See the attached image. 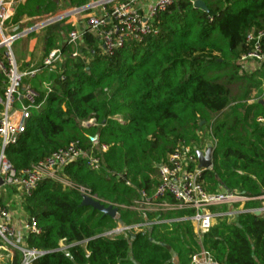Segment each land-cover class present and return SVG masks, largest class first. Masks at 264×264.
<instances>
[{
  "label": "trees",
  "instance_id": "16d2710c",
  "mask_svg": "<svg viewBox=\"0 0 264 264\" xmlns=\"http://www.w3.org/2000/svg\"><path fill=\"white\" fill-rule=\"evenodd\" d=\"M200 1L204 9L174 0L154 16L156 35L109 55L84 34L94 60L74 63L61 76L44 72L25 81L38 93L39 108L30 110L24 133L4 151L14 170L30 169L73 142L86 153L96 149L99 158L97 170L83 159L68 164L61 178L69 186L44 180L22 199L24 215L40 231L26 245L49 253L33 264H191L201 250L216 264H264L263 218L218 217L198 243L186 220L190 212L141 211L142 194L150 198L158 186L157 166L180 145L201 150L208 139L214 152L211 169L201 173L205 192L264 194V104L258 101L264 62L253 72L240 62L250 50L247 36L264 31V0ZM65 2L78 9L88 0ZM57 11L55 0H27L7 25ZM3 79L0 74L1 93ZM80 190L116 208L117 218L80 207ZM144 223L143 232L105 236Z\"/></svg>",
  "mask_w": 264,
  "mask_h": 264
},
{
  "label": "built area",
  "instance_id": "2783aa9c",
  "mask_svg": "<svg viewBox=\"0 0 264 264\" xmlns=\"http://www.w3.org/2000/svg\"><path fill=\"white\" fill-rule=\"evenodd\" d=\"M184 1L194 5L197 0ZM21 2L22 0H0V74L4 78L2 83L4 107L0 112V251L9 252L11 258L15 253L18 257L17 264H33L41 257V252L29 249L26 239L29 234L39 235L40 231L33 219L28 221L25 218L22 226L17 227L12 212L1 202L2 195L6 194L7 190L14 189L23 198L29 197L44 180L59 181L69 186L61 178V173L68 164L83 159L90 169L97 170L99 169V158L91 152L82 151L78 142L71 143L66 149L54 152L44 161L21 172L14 170L5 158L4 146L16 143L25 131V123L29 119L30 110L39 108L36 104L38 93L30 81H25L35 79L44 72L61 76L58 70V62L62 58L60 48L50 51L40 66H32L23 71L17 68L11 52V44L20 35H27L31 31L9 36L6 35L5 26ZM173 2L174 0H156L144 14L139 8V0H100L89 8L90 10L99 9V15L88 18L85 29L81 32L74 29L68 32L66 43L71 47L68 58L76 60L81 50L87 49L82 39L84 34L91 35L102 54L108 55L117 49L138 43L149 35H156L157 29L152 24L154 16L167 10ZM263 41L264 31L250 33L247 36L250 50L240 58L243 67L249 64L260 66L264 62ZM101 150L105 151V148L102 147ZM80 192L82 195H89L83 190ZM165 196L172 197L174 204L157 203ZM142 198L144 206L158 204L167 207L168 210L190 212L186 220L189 221L200 243L218 217H232L248 213L264 219V194L259 197H249L230 192L214 194L205 192L201 172L196 170V157L191 146L180 145L175 149L169 156L167 164L159 168L158 186L152 196L148 198L142 194ZM254 202L258 203L257 208L243 209L245 204ZM228 206H238V208L226 214L213 211ZM148 225L144 223L142 226L126 230H121L120 227L115 234L130 230L143 232ZM191 264L216 263L207 251L201 250L192 256Z\"/></svg>",
  "mask_w": 264,
  "mask_h": 264
},
{
  "label": "rangeland",
  "instance_id": "374dc122",
  "mask_svg": "<svg viewBox=\"0 0 264 264\" xmlns=\"http://www.w3.org/2000/svg\"><path fill=\"white\" fill-rule=\"evenodd\" d=\"M55 2L58 5V11L54 16L60 17L64 14H66L67 12L74 10L73 8H70L66 4L65 0H55ZM89 3H90V0H88L87 4H89ZM92 16H94V13H92V11H89V10L86 12L83 11V12L75 13L73 15L66 17V18L56 20L55 22H52V23L45 25L39 29H36L27 35H24V36L20 35L19 38L16 39L11 44V52H12L13 58L16 62L17 68H19L18 64H19L20 60H26V59H31V58H32V60L43 59L48 54V48H50V49L55 48L56 49V48L61 47L62 43L66 41V37H67V34L69 32L68 27H71V25H72L73 21H71V20L80 17L83 20H85L84 23H86V20ZM53 17H51V18H53ZM51 18L40 17V18H33L30 21L24 20L22 22L23 23L22 28H25V30L24 31L19 30L20 33H18V35L25 32L26 30L33 28L34 26H37V25L45 22L46 20L51 19ZM10 27H11V25H10ZM10 27H9V25L6 24V26H5L6 32L10 30ZM15 33H17V32H14L13 34H15ZM48 44H50V47H48ZM258 67L259 66L249 64L246 67H244V71L245 72H253ZM253 97H255V94H253ZM258 101L264 102V93L262 96H260L258 98ZM3 107H4V97H3V92L1 93V87H0V112H2ZM89 123L92 124V121L87 122L86 125H88ZM207 143H210L213 146V143L211 142V140L208 139L205 141L204 146H203V148H201V150H203L205 148V145ZM97 152L98 151L96 149H93L91 151V153L93 155H97ZM14 196L15 197L17 196L19 201H23L22 200L23 197L21 195H19L14 189H9V190H7V193L4 194V196L2 195L1 202L4 205L9 204V199L14 197ZM19 205L22 208V202H20ZM16 208H17L16 205L12 204L10 206V209L13 212L16 211ZM236 208H238V206L221 207L220 209L217 210V213L218 214L230 213V212L237 210ZM144 210H146V211H168V208L163 207V206L150 205V206H144ZM234 217L235 216L229 217L228 218L229 222H233ZM117 229H120V227H118ZM116 230H114V231H116ZM113 232H108L105 234V236L112 237L115 235V233H113ZM121 234H123V233H121ZM194 237H195L196 241L198 243H200L195 235H194ZM15 257L18 259V257L15 256V253H13L12 260Z\"/></svg>",
  "mask_w": 264,
  "mask_h": 264
},
{
  "label": "crops",
  "instance_id": "0c3cea01",
  "mask_svg": "<svg viewBox=\"0 0 264 264\" xmlns=\"http://www.w3.org/2000/svg\"><path fill=\"white\" fill-rule=\"evenodd\" d=\"M97 1H100V0H97ZM156 0H139V8L141 9V12L142 13H146L147 10L154 5ZM91 2V0H90ZM22 3V2H21ZM89 11H92V13H94V16H97L99 15L100 11L99 9L95 8V9H88ZM86 10V11H88ZM84 11V12H86ZM73 19V18H72ZM72 22V29L78 31V32H81L82 30L85 29V25L86 23H84L85 20H83L82 18L78 17V18H75ZM19 30H22L24 31L25 28H22V26H18V27H15V28H10L9 31L6 32V35H16L18 33H20ZM14 32H17L15 34H13ZM66 41H67V38H66ZM63 42L62 43V46L59 47L60 50L62 51V58H60L59 62H58V70L61 72V71H64L66 70V68L69 66H72L74 65V63H83V64H88L89 62H91L92 60H94L95 58V55L93 54L92 50H87L85 49L84 51L81 50V53L79 55V57L76 59V60H70L68 58V54L71 50V47L67 45V43ZM79 47H82V45H79ZM44 59V58H43ZM43 59H39V60H32L31 59H26V60H20L19 61V69L21 71L23 70H27L29 68H31L32 66L34 67H37V66H40ZM42 75V74H41ZM36 79V78H35ZM212 145V144H211ZM194 147H192L193 149ZM4 196V194H3ZM18 197L14 196L12 198L9 199V204H6V206L9 208V210L11 211L10 209V206L13 204V205H16L17 208H16V211L12 212L13 216H14V220L16 222V226L17 227H21L22 226V221L25 220L26 216L24 215L23 213V210L21 208V206L19 205L20 202L22 201H19ZM157 206H160L158 204H155ZM19 206V207H18ZM0 264H12V258H11V254L9 252H0Z\"/></svg>",
  "mask_w": 264,
  "mask_h": 264
},
{
  "label": "water",
  "instance_id": "95a60500",
  "mask_svg": "<svg viewBox=\"0 0 264 264\" xmlns=\"http://www.w3.org/2000/svg\"><path fill=\"white\" fill-rule=\"evenodd\" d=\"M27 0H22V3L26 2ZM99 1L96 0H91V2L89 4H87L84 7L78 8V9H74L70 12H67L66 14L62 15V16H54L53 18L46 20L45 22L34 26L33 28L26 30L25 32H32L33 30L39 29L45 25H48L52 22H55L56 20L59 19H63L66 18L70 15H73L75 13H79V12H83L88 10L89 8H91L93 5L97 4ZM195 7L204 9L205 6L203 4L202 1L197 0L194 3ZM22 34V33H21ZM260 104H264V102L260 101ZM90 125V123L88 124ZM7 146H4L3 151H5ZM214 152V147L210 144L207 143L205 145V148L203 150L197 149L196 147L193 148V153L196 157V170L200 171L201 173L208 171L211 169L212 167V155ZM158 169L161 168V165L157 166ZM0 185H1V181H0ZM80 207H89L91 208L93 211L98 212L99 214H101L103 217L109 218V219H116L117 218V209L112 207L111 205L108 206H104L103 204H101L99 201H97L95 198L89 196V195H82L81 198V203H80ZM237 217V215H236ZM237 227H239V225H237ZM127 228L125 227H121V230H126ZM118 230L114 231L113 233H116ZM129 232V231H127ZM49 254L48 252H41V256L47 255Z\"/></svg>",
  "mask_w": 264,
  "mask_h": 264
},
{
  "label": "bare ground",
  "instance_id": "6f19581e",
  "mask_svg": "<svg viewBox=\"0 0 264 264\" xmlns=\"http://www.w3.org/2000/svg\"><path fill=\"white\" fill-rule=\"evenodd\" d=\"M1 252V251H0Z\"/></svg>",
  "mask_w": 264,
  "mask_h": 264
}]
</instances>
